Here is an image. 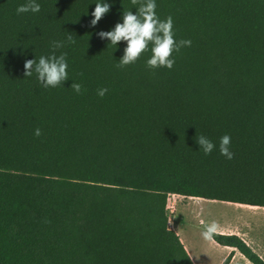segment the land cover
Returning <instances> with one entry per match:
<instances>
[{
  "label": "trees",
  "instance_id": "trees-1",
  "mask_svg": "<svg viewBox=\"0 0 264 264\" xmlns=\"http://www.w3.org/2000/svg\"><path fill=\"white\" fill-rule=\"evenodd\" d=\"M25 2L0 0V264H193L168 226L170 193L264 206V0H156L191 41L171 69L147 67L150 51L117 67L124 42L97 36L139 3L109 0L93 27L95 0L17 14ZM56 40L68 79L44 88L24 62ZM225 134L231 159L198 150ZM213 240L264 264L236 234Z\"/></svg>",
  "mask_w": 264,
  "mask_h": 264
},
{
  "label": "clouds",
  "instance_id": "clouds-1",
  "mask_svg": "<svg viewBox=\"0 0 264 264\" xmlns=\"http://www.w3.org/2000/svg\"><path fill=\"white\" fill-rule=\"evenodd\" d=\"M136 7L135 12L123 11L121 21L117 22L110 30H100L97 36L102 40H107V44L117 47L118 42H124L122 55L117 61V67H124L134 63L142 53L150 51V56L145 61L146 66L155 69L158 67L171 69L174 64V52H179L181 47L190 45L191 41L187 39L177 40L174 36L172 17L168 16L161 19L156 13V0H132ZM110 9L109 0H95V7L91 12L90 26H95L98 21ZM40 11V3L38 0H26L17 6V14L21 13H37ZM68 42H74L73 37H66ZM65 46V41H53L50 47L53 49L49 55H41L37 59H28L24 62V77H31L33 73L36 80L44 88H54L62 86L63 82L68 79V61L67 54L61 52L55 54L56 49ZM150 46V47H149ZM113 48V49H114ZM74 92H81V84L72 82L70 84ZM107 91L106 88H100L97 91L98 96H103ZM34 135H40V129H34ZM198 150L205 155L211 153L214 148L227 159H231L233 153L230 151V137L225 134L220 137L219 144L214 145L213 141L204 135H200L195 139ZM202 224L200 236L205 241L214 238V234L218 231L216 221Z\"/></svg>",
  "mask_w": 264,
  "mask_h": 264
},
{
  "label": "crops",
  "instance_id": "crops-1",
  "mask_svg": "<svg viewBox=\"0 0 264 264\" xmlns=\"http://www.w3.org/2000/svg\"><path fill=\"white\" fill-rule=\"evenodd\" d=\"M168 196H173L171 205L169 204L170 199L169 202L167 199V209L172 207L170 209L172 214L170 216L168 214V226L178 235L193 264H221L229 254H231L229 264H252L236 248L220 245L213 239L205 241L200 236L202 230L200 221L210 223L213 220H218L217 217V219L215 218L213 210L201 208L200 204L219 200L182 196L175 193H170ZM185 201H197L200 204L193 205V213L189 212L186 213L187 215L177 216V206L184 204ZM229 206L232 207L237 219L231 224L221 225L217 223V232L240 236L264 259V206H251L234 202H229ZM194 220L197 221L196 224L193 223Z\"/></svg>",
  "mask_w": 264,
  "mask_h": 264
},
{
  "label": "rangeland",
  "instance_id": "rangeland-1",
  "mask_svg": "<svg viewBox=\"0 0 264 264\" xmlns=\"http://www.w3.org/2000/svg\"><path fill=\"white\" fill-rule=\"evenodd\" d=\"M177 198H178V196H177ZM169 199H170V202H169ZM172 201H173V196H168V202L170 205H171ZM195 204H200V202L185 201L184 204H179L177 206L176 215L177 216H184V215H187L186 213H189V212L193 213L194 212L193 211V205H195ZM200 207L206 208L207 210L209 209V211L213 210L214 214H215L214 215L215 218L216 217L218 218V220H215V221L221 225L231 224V223L235 222L237 219V216L232 211V207L229 206V202H225V201H212V202H210L209 201V202H205V203L200 204ZM171 208L172 207H168L169 216L172 214V212L170 211ZM211 218H212V216H211ZM196 222L197 221H195V220L193 221V223H195V224H196Z\"/></svg>",
  "mask_w": 264,
  "mask_h": 264
}]
</instances>
